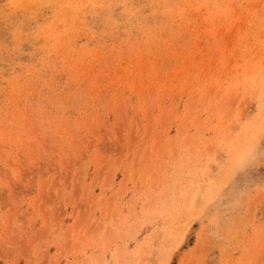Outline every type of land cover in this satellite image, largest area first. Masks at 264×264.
I'll return each instance as SVG.
<instances>
[{
  "label": "rangeland",
  "instance_id": "rangeland-1",
  "mask_svg": "<svg viewBox=\"0 0 264 264\" xmlns=\"http://www.w3.org/2000/svg\"><path fill=\"white\" fill-rule=\"evenodd\" d=\"M0 264H264V0H0Z\"/></svg>",
  "mask_w": 264,
  "mask_h": 264
}]
</instances>
